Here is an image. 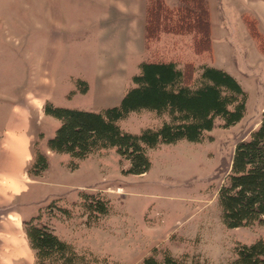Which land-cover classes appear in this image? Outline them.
I'll return each instance as SVG.
<instances>
[{
  "label": "rangeland",
  "instance_id": "rangeland-1",
  "mask_svg": "<svg viewBox=\"0 0 264 264\" xmlns=\"http://www.w3.org/2000/svg\"><path fill=\"white\" fill-rule=\"evenodd\" d=\"M107 7L101 0H0V264H35L22 220L38 212L88 264H141L149 255L163 261L167 252L184 264H230L237 246L264 238L261 222L228 227L218 201L237 142L264 117V0L217 1L211 52L197 54L191 35L161 33L108 73L109 84L98 76L101 43L126 37L110 33L101 17ZM144 60L226 69L248 92L244 117L228 127L218 119L201 141L149 149L151 167L138 175L124 172L128 162L115 148L81 160L48 149L60 121L45 114L47 100L95 111L119 104ZM160 123L149 110L120 120L134 133ZM37 149L49 167L29 175ZM85 193L107 199L109 211L87 209Z\"/></svg>",
  "mask_w": 264,
  "mask_h": 264
},
{
  "label": "trees",
  "instance_id": "trees-1",
  "mask_svg": "<svg viewBox=\"0 0 264 264\" xmlns=\"http://www.w3.org/2000/svg\"><path fill=\"white\" fill-rule=\"evenodd\" d=\"M250 30L254 37L261 38L258 31L252 27ZM161 33L191 35L197 54L211 52L209 0H172L171 4L167 0H148L146 41L159 38ZM78 87L85 92L87 82L78 79ZM247 100L248 92L226 69L208 63L180 67L172 60H144L119 104L95 111L47 100L45 114L60 121L47 146L74 160L115 148L121 161L128 162L125 173L143 174L151 167L149 149L183 139L201 141L218 119L226 127L239 122L245 115ZM141 110L154 111L161 118L160 125L147 126L139 133L125 130L120 120ZM48 167L46 153L37 149L27 172L41 175ZM76 167L77 163H73L72 168ZM83 198L90 211H109L108 200L100 195L85 193ZM218 201L228 227L264 223V117L249 137L237 142L229 171L218 190ZM22 223L35 264H88L86 253L55 233L42 221L41 212ZM235 253L230 264H264V238L237 246ZM141 264L184 263L167 252L163 261L149 255Z\"/></svg>",
  "mask_w": 264,
  "mask_h": 264
},
{
  "label": "crops",
  "instance_id": "crops-1",
  "mask_svg": "<svg viewBox=\"0 0 264 264\" xmlns=\"http://www.w3.org/2000/svg\"><path fill=\"white\" fill-rule=\"evenodd\" d=\"M105 1L108 4V9L103 11L102 20L110 23L112 35L126 37V40L119 38L117 40L112 37L105 41V46L101 43L102 53L98 56L97 61L102 64V71L98 76L106 84H109L112 81L107 82L108 73L113 69L125 66L124 60L137 59L136 57L142 50H146L145 23L148 0H101V2ZM217 1L219 0H209L213 35L215 31L213 14L216 11ZM25 138L26 136L23 135V141Z\"/></svg>",
  "mask_w": 264,
  "mask_h": 264
},
{
  "label": "bare ground",
  "instance_id": "bare-ground-1",
  "mask_svg": "<svg viewBox=\"0 0 264 264\" xmlns=\"http://www.w3.org/2000/svg\"><path fill=\"white\" fill-rule=\"evenodd\" d=\"M9 219L11 220L10 222V224L12 225H14V224H17V221L15 220V217L14 216H9ZM9 226V225H8ZM10 241H8V243H9ZM16 249H18V251L16 250V252L19 254V253H21L22 251H21V248L20 247H18V248H16Z\"/></svg>",
  "mask_w": 264,
  "mask_h": 264
}]
</instances>
